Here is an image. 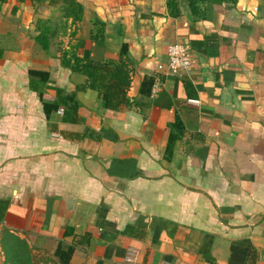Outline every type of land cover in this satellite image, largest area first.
<instances>
[{"label":"crops","instance_id":"crops-1","mask_svg":"<svg viewBox=\"0 0 264 264\" xmlns=\"http://www.w3.org/2000/svg\"><path fill=\"white\" fill-rule=\"evenodd\" d=\"M76 1V21L59 0L0 2V237L69 245L67 264H264V0H178L174 16L165 0ZM173 41L188 70H167ZM122 46L135 101L110 109L60 54ZM53 86L71 100L46 110Z\"/></svg>","mask_w":264,"mask_h":264},{"label":"trees","instance_id":"trees-1","mask_svg":"<svg viewBox=\"0 0 264 264\" xmlns=\"http://www.w3.org/2000/svg\"><path fill=\"white\" fill-rule=\"evenodd\" d=\"M3 0H0V2ZM59 9L64 17H71L72 21H76L81 15V4L76 0H59ZM192 12H197V1L201 0H185ZM168 13L172 16L179 12L178 0H165ZM38 31L34 35V39L38 44L47 49L50 43L52 28L45 20L36 19ZM124 46L121 47L117 58H107L104 60L89 59L78 56L72 51L63 50L60 54L61 63L72 71H78L84 75L83 80L76 84L75 88H92L96 90L100 97L101 104L104 107L115 109L120 105H129L134 102V98H130L126 94L129 85L130 68L123 58ZM29 86L35 89L40 95L42 88L46 86V74L41 71L30 70ZM35 76V77H34ZM151 78H144L141 82L140 90L143 93L148 92L152 83ZM56 97L51 103L43 102L44 109L49 110L56 108L59 104L64 103L69 95L61 94V89L53 86ZM147 87V90L144 89ZM65 98V99H64ZM66 109V108H65ZM75 110L73 100L69 103V108L65 111ZM1 218V215H0ZM0 243L5 254L2 264H67L71 253V247L66 244L58 243L52 253L41 249L28 246L23 238H20L9 232H2ZM6 262V263H5Z\"/></svg>","mask_w":264,"mask_h":264},{"label":"built area","instance_id":"built-area-1","mask_svg":"<svg viewBox=\"0 0 264 264\" xmlns=\"http://www.w3.org/2000/svg\"><path fill=\"white\" fill-rule=\"evenodd\" d=\"M168 71L176 72L178 70H188L191 66V58L188 46L179 41L169 42L166 45V63ZM190 102L196 101L193 98L187 99ZM59 108L58 110H60Z\"/></svg>","mask_w":264,"mask_h":264},{"label":"rangeland","instance_id":"rangeland-1","mask_svg":"<svg viewBox=\"0 0 264 264\" xmlns=\"http://www.w3.org/2000/svg\"><path fill=\"white\" fill-rule=\"evenodd\" d=\"M25 240V239H24ZM26 241V240H25ZM26 243H27V241H26ZM27 245L28 246H31L32 248H34V246L33 245H30V244H28L27 243ZM36 248V247H35ZM4 259H5V254H4V251H3V249H2V245H1V243H0V264H2L3 262H4ZM6 263V262H5Z\"/></svg>","mask_w":264,"mask_h":264}]
</instances>
